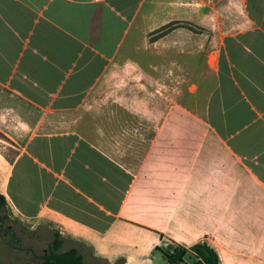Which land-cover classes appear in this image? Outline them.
Returning a JSON list of instances; mask_svg holds the SVG:
<instances>
[{"label": "crops", "instance_id": "1", "mask_svg": "<svg viewBox=\"0 0 264 264\" xmlns=\"http://www.w3.org/2000/svg\"><path fill=\"white\" fill-rule=\"evenodd\" d=\"M0 135L6 207L79 252L155 264L174 237L135 203L190 186L222 203L201 264H264V0H0Z\"/></svg>", "mask_w": 264, "mask_h": 264}, {"label": "rangeland", "instance_id": "2", "mask_svg": "<svg viewBox=\"0 0 264 264\" xmlns=\"http://www.w3.org/2000/svg\"><path fill=\"white\" fill-rule=\"evenodd\" d=\"M189 28V27H184ZM122 65H119L121 71ZM125 83L130 80L131 74L124 73ZM124 83V81H120ZM131 83V81H129ZM137 83V82H136ZM132 82L131 85H135ZM130 85V84H129ZM129 87V86H128ZM142 106H136L135 111L142 112ZM163 111L169 110V105L156 100L152 109ZM183 112H186L183 110ZM132 125V127H130ZM147 123L143 121L138 123H119L112 128H142ZM111 128V127H110ZM152 129H155L151 127ZM174 123L168 126L167 129H174ZM184 128L190 129L191 123L185 122ZM0 137H2L0 135ZM121 142V141H120ZM1 151L5 152L6 144L0 142ZM143 148L131 155L136 157V161L142 158ZM127 154V153H126ZM123 155L127 157V155ZM134 154V153H133ZM130 159V156L128 157ZM174 186H167L168 200L166 202H139L136 204V212H150L152 218L151 225L155 227V223L165 219L167 237H174L173 244L167 243V250L162 249L166 254L171 256L173 264H201L200 259L206 260L203 250L218 249L223 247V219L214 217L212 209H218L222 203H208L206 201L190 202L179 200L180 197H190V186H184L182 192L175 198ZM196 188V187H195ZM221 189V186H217ZM205 187L197 190L199 193L205 192ZM232 224H237V219H231ZM228 223V220H227ZM170 231V232H169ZM58 234L45 223L34 224L24 222L10 212L5 206L0 210V264H45V256L49 254V250L54 241L55 235ZM244 236V237H242ZM247 235L232 234V242L237 244L239 239L245 240ZM75 247L71 240H64L63 247L60 252L68 251ZM84 257V264H124L125 258L119 257L114 263H109L106 259L98 258L94 253L84 247L79 249ZM155 264H170L168 259L160 252H157Z\"/></svg>", "mask_w": 264, "mask_h": 264}, {"label": "trees", "instance_id": "3", "mask_svg": "<svg viewBox=\"0 0 264 264\" xmlns=\"http://www.w3.org/2000/svg\"><path fill=\"white\" fill-rule=\"evenodd\" d=\"M174 25H168L159 31V35L167 34ZM6 205V200L3 196L0 195V210L3 206ZM64 244V239L60 234H56L54 241L49 250V254L45 256L46 262L45 264H84V257L76 248H72L68 251L60 252ZM164 257L168 259L170 264L171 256L166 254L162 249H157Z\"/></svg>", "mask_w": 264, "mask_h": 264}]
</instances>
